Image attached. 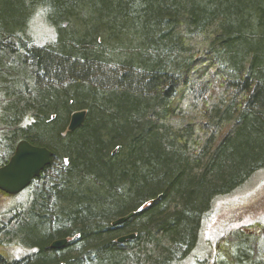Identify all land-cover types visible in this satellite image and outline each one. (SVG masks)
Returning <instances> with one entry per match:
<instances>
[{
    "label": "trees",
    "instance_id": "trees-1",
    "mask_svg": "<svg viewBox=\"0 0 264 264\" xmlns=\"http://www.w3.org/2000/svg\"><path fill=\"white\" fill-rule=\"evenodd\" d=\"M20 140L52 152L0 191V241L26 264H177L213 201L264 169V0H0V166ZM257 224L211 264H264Z\"/></svg>",
    "mask_w": 264,
    "mask_h": 264
},
{
    "label": "rangeland",
    "instance_id": "rangeland-1",
    "mask_svg": "<svg viewBox=\"0 0 264 264\" xmlns=\"http://www.w3.org/2000/svg\"><path fill=\"white\" fill-rule=\"evenodd\" d=\"M52 30L41 16L32 24V35L42 44L53 39ZM2 159H6L5 154ZM9 204V199L0 196V210ZM5 220L7 221V218ZM257 223L264 227V169L257 171L230 193L219 196L213 201L208 218L199 233L196 248L177 264H202L205 259H208V264H211L215 249L217 250L222 237L238 228L258 231ZM2 239L0 236V240ZM0 249L6 260L18 261V264L29 263V256L33 253L11 242L3 244L0 241ZM22 258L25 259L22 260Z\"/></svg>",
    "mask_w": 264,
    "mask_h": 264
},
{
    "label": "water",
    "instance_id": "water-1",
    "mask_svg": "<svg viewBox=\"0 0 264 264\" xmlns=\"http://www.w3.org/2000/svg\"><path fill=\"white\" fill-rule=\"evenodd\" d=\"M86 110L81 109L73 112L67 126L68 131L79 127L85 118ZM52 152L45 146L32 144L27 140H20L6 163L0 166V191L15 195L24 190L30 183L40 176L42 171L51 163ZM129 213L112 222L113 225L124 222L132 216ZM135 237L134 233L122 235L117 238L118 243H123ZM67 239H58L50 243L49 247L57 249L63 246ZM4 264H13L6 262Z\"/></svg>",
    "mask_w": 264,
    "mask_h": 264
},
{
    "label": "bare ground",
    "instance_id": "bare-ground-1",
    "mask_svg": "<svg viewBox=\"0 0 264 264\" xmlns=\"http://www.w3.org/2000/svg\"><path fill=\"white\" fill-rule=\"evenodd\" d=\"M76 129V128H75ZM27 188V187H26ZM22 192V191H21ZM113 225V224H112ZM118 238V237H117ZM61 239H67V238H61ZM55 240H58V239H55ZM54 241V240H53ZM67 241H68V239H67ZM52 249V248H51Z\"/></svg>",
    "mask_w": 264,
    "mask_h": 264
}]
</instances>
